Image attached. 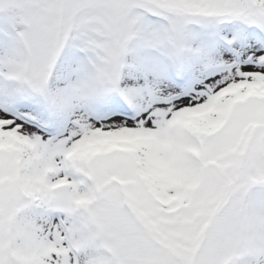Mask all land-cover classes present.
I'll use <instances>...</instances> for the list:
<instances>
[{
	"label": "snow or ice",
	"instance_id": "obj_1",
	"mask_svg": "<svg viewBox=\"0 0 264 264\" xmlns=\"http://www.w3.org/2000/svg\"><path fill=\"white\" fill-rule=\"evenodd\" d=\"M0 264H264V0H0Z\"/></svg>",
	"mask_w": 264,
	"mask_h": 264
}]
</instances>
